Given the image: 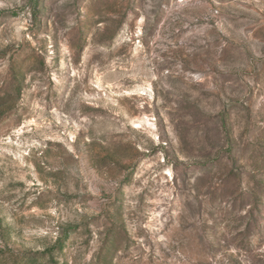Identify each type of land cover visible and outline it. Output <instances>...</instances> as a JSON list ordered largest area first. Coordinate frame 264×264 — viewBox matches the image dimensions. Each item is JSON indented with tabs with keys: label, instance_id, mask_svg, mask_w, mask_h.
<instances>
[{
	"label": "rangeland",
	"instance_id": "374dc122",
	"mask_svg": "<svg viewBox=\"0 0 264 264\" xmlns=\"http://www.w3.org/2000/svg\"><path fill=\"white\" fill-rule=\"evenodd\" d=\"M0 264H264V0H0Z\"/></svg>",
	"mask_w": 264,
	"mask_h": 264
},
{
	"label": "trees",
	"instance_id": "16d2710c",
	"mask_svg": "<svg viewBox=\"0 0 264 264\" xmlns=\"http://www.w3.org/2000/svg\"><path fill=\"white\" fill-rule=\"evenodd\" d=\"M109 257H114V253L113 254L111 253V255Z\"/></svg>",
	"mask_w": 264,
	"mask_h": 264
}]
</instances>
